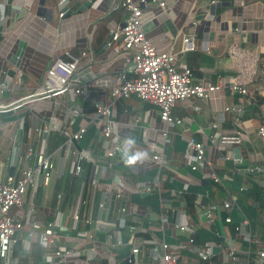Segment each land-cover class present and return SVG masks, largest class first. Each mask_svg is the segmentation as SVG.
I'll use <instances>...</instances> for the list:
<instances>
[{"label":"crops","instance_id":"0c3cea01","mask_svg":"<svg viewBox=\"0 0 264 264\" xmlns=\"http://www.w3.org/2000/svg\"><path fill=\"white\" fill-rule=\"evenodd\" d=\"M58 2L0 0V107L23 106L11 115H0V173L17 174L27 159L28 149L50 154L53 163L48 184L37 190L29 188L22 208L12 210L10 215L18 214L24 220L40 224L58 218V244L73 251L84 250L86 242L76 238V231L85 232L91 230V226L82 221L75 224L73 216L82 220L99 217L98 203L111 180V174L102 170L99 163L108 141L91 123L89 118L92 114L82 112L85 105L93 107L95 102L110 106L114 133L120 140L129 135L135 137L137 143L133 151H145L149 155L147 145H161L165 139L163 132L166 131L169 143L162 167L164 180L160 186L163 196L169 200L173 198V206L182 207L176 192L187 190L195 193L197 219L208 205L204 203L207 200L203 197L205 193H208L209 202L217 205L222 203L224 194L221 195L218 187L208 180L206 170H189L190 152L180 136L182 129H187L203 144L205 156L215 163L228 193L238 191L242 184L234 180L230 173L232 162L225 160L223 154L241 156L244 166L264 164L261 158L264 137L256 134L264 113V85L258 81L264 73V0H145L140 22L146 40L156 52L174 54L202 84L217 87L204 101L188 97L177 102L172 108V115L181 119L182 124L172 128H167L159 118L155 106L142 102L136 96L118 100H112L110 96L114 74L124 72L128 77L132 76V64L124 60V53L116 54L106 46V41L98 42L103 27L107 29L105 40L108 41L110 33L122 26L125 15L118 23L109 17L121 6L122 0H66L61 8L62 16H58ZM186 38L191 47L182 51ZM235 44H239L244 53L258 58L255 73L245 85L246 96L231 89L237 70L235 60L227 54V49ZM67 55L77 59L76 74L81 73L80 78L88 76L86 81H82L75 74L72 83L89 84L88 97H73L68 92L49 97L33 95L43 86L51 63L57 58L66 59ZM86 70L88 72H84ZM254 92L262 98L258 108L249 105ZM231 105L241 108L237 120L225 110ZM25 116L29 120L26 131ZM212 124L216 127L212 128ZM52 125L56 129L43 136L42 129ZM81 125H85L86 132L76 146L91 162L80 161L81 173L74 175L70 173L74 156L65 144V133H73ZM235 130L245 137L243 143L232 146L219 143L220 136L232 135ZM210 138L214 146H218L219 154L211 148ZM91 150L92 153H88ZM116 163V171L127 181L126 191L129 193L122 203L140 217L146 231L160 237L156 194L149 195L140 187L153 177L155 169L150 157L144 165L126 168L119 154ZM194 177L200 182H195ZM152 199L156 200L155 204H150ZM257 205L254 202L249 204L250 207ZM246 209L249 210L248 207ZM111 212L108 213L109 218ZM259 216L254 218L264 219ZM258 222L264 225V220ZM215 230L220 236L212 233ZM251 231L255 241L264 239V227L255 224ZM164 233L171 249L181 256L179 264L200 263L186 243L189 236L199 243L212 242L214 264H254L253 257L244 251L239 252L234 261L225 258L224 249L232 245L233 239L218 218L210 226L194 227L185 234L166 225ZM94 236L97 241L104 239L103 232H96ZM212 236L221 240L213 243ZM242 237L243 234H240L239 238ZM37 239V234L30 235L25 226L17 236L8 264H48L44 260L46 252L39 248ZM83 254L79 258L68 259L66 264L85 263L88 255L86 252ZM101 261L105 264H124L123 255L117 250ZM101 261L90 258L88 264ZM0 264H4L1 259Z\"/></svg>","mask_w":264,"mask_h":264},{"label":"built area","instance_id":"2783aa9c","mask_svg":"<svg viewBox=\"0 0 264 264\" xmlns=\"http://www.w3.org/2000/svg\"><path fill=\"white\" fill-rule=\"evenodd\" d=\"M66 0H59L58 16L63 15L61 10ZM145 5V0H122L121 6L126 10L127 17L122 26L117 31L110 33V38L106 41V46L114 53H124V60L132 64V76L128 77L126 73L119 72L114 74V81L110 88V96L112 100L125 99L132 95L136 96L142 102L155 106L158 109L159 118L166 124L167 128L181 125L182 120L172 115L174 105L188 97H195L201 101L208 99V95L216 86L211 84H202L197 80L192 71L184 66L177 57L172 53H158L155 48L146 40L141 27V14ZM163 5V4H162ZM191 42L188 38L184 40L182 51L190 49ZM227 54L235 60L237 75L233 79L231 89L241 96H246L247 80L255 73L258 58L252 54L244 53L239 44L230 46ZM66 59H55L46 71L43 86L33 95H41L45 97L55 96L68 92L73 97H88L89 84L72 85L74 75L76 74L77 59L74 56L67 55ZM261 84L264 85V73L260 75ZM21 105V104H18ZM13 105L7 108H1L0 112L8 108H15ZM94 113L89 119L95 125L101 136L108 141V146L103 150L102 159L99 161L102 170L108 171L110 175V184L105 188L103 195L98 203L100 216L92 220L89 218L80 219L73 216L74 223L82 221L87 226H91V230L80 232L76 231V238L86 242L84 250L73 251L70 248L58 244V229L60 222L58 218L40 224L39 222L22 219L20 215H10L12 210H19L24 205V198L29 188L39 189L48 184L51 171L53 168L52 158L50 154L44 151L34 152L28 149L27 159L17 174L0 173V259L4 264L9 263V256L12 253L16 243L17 236L21 230L27 226L30 235L37 234V244L46 252L44 260L48 264H66L68 259L73 257L79 258L86 252L85 263L88 264L90 258L98 261L108 258L114 251H118L123 255L124 264H179L181 256L173 251L171 243L166 240L164 227L170 226L174 230L185 234L194 227L210 226L217 222L221 211L227 212L221 225L232 222L231 213H237L240 216L235 224L236 239L232 238V245L224 249L226 259L231 261L239 252H245L248 256L253 257L254 264L264 263V239L252 238L250 221L246 218L236 205L235 198L231 194L225 192L224 199L221 204L217 205L208 202L205 209V218L198 219L195 223L184 206H173V198L166 199L161 190L162 167L165 160V149L169 143L166 131L163 132L165 139L161 145L150 143L147 145L149 157L154 166V174L150 180L145 181L140 187L142 191L156 194L157 204L159 208L158 223L160 237L154 236L151 232L146 231L142 227V220L138 215L130 212L127 204L122 203L128 198L126 191L127 181L116 171L118 166L116 163L119 152L116 148L123 142L114 133V123L111 119V108L107 104L95 102ZM229 111L237 120L241 113V108L231 105L225 109ZM88 119V120H89ZM212 128L216 125L212 124ZM56 126H47L42 129V135L46 136L50 131L55 130ZM86 132L85 125H81L73 133H65V144H67L73 154V160L70 166V173L79 175L82 167L80 161L91 162L90 158L83 156L77 149L78 143ZM256 134L264 137V113L261 114V120L257 127ZM180 136L185 141L186 150L190 152L188 167L191 172L198 170H206L208 180L213 185H218L225 189L222 179L218 176L215 163L205 156L203 144L197 141L187 129L180 131ZM245 137L239 130H235L232 135L220 136L219 143L232 146L243 143ZM212 149L218 152V146L213 144L210 138ZM88 153H92L88 151ZM225 160L232 162L230 172L237 174L243 181L248 183H256L259 187L264 188V164L243 165L241 156L229 157L222 155ZM95 164V162H93ZM260 175L262 179L252 181L250 175ZM250 185V184H249ZM134 187V186H133ZM140 189V188H139ZM245 190L243 185L238 187V191ZM182 190L176 192L180 195ZM208 199V193L203 195ZM60 195L57 196L59 200ZM238 208V209H237ZM112 209V212H111ZM111 212L109 218L108 213ZM109 226L115 227L114 235L111 234ZM76 229V228H75ZM247 232H245V230ZM96 232H103L104 239L97 241L94 236ZM149 234L144 238L139 234ZM216 236H220L219 231H212ZM243 234L242 238H239ZM186 243L191 246L196 257L207 264H214V246L212 242L199 243L195 238L189 236ZM246 244V250H242L241 245ZM257 245H256V244ZM142 246L145 247L149 263L142 257ZM221 246V245H220ZM98 248L102 251L100 252ZM84 255V254H83ZM90 257V258H88ZM111 264H115L114 262Z\"/></svg>","mask_w":264,"mask_h":264},{"label":"trees","instance_id":"16d2710c","mask_svg":"<svg viewBox=\"0 0 264 264\" xmlns=\"http://www.w3.org/2000/svg\"><path fill=\"white\" fill-rule=\"evenodd\" d=\"M123 15H125V18H124V20H125L126 17H127V12H126V10L122 6H119L117 9H115L110 14L109 17L114 22L118 23L122 19ZM106 34H107V29L105 27H103L101 29V38L99 39L98 42H102L103 43V42L107 41V40H105ZM260 80H261V77L258 79V81H260ZM261 101H262V98L260 96H258L257 93L254 92L250 96L249 105L252 106L253 108H258V106L261 103ZM82 112L84 114H86V115L93 114L94 113V107H90V106H86L85 105L84 106V109L82 110ZM23 121H24V130L26 131L27 128H28V121H29L28 120V116H25L23 118ZM261 154H262L261 158L263 157V161H264V150H262ZM218 176L220 178H222V176H220V173H218ZM233 176H234V180L236 182L241 183L245 187V190L240 191V192L237 191V190H235L232 193L229 192V194H231V196H233L235 198V202H236L237 207L239 208L240 212H242V214L246 218L249 219L250 226L251 227L254 226L255 224H257V225H259L261 227H264V225H261L258 222L259 220H264V219H258L257 220L256 218H254V216H257L259 214H260L259 218L261 217V215L264 218V188L259 187L256 183H252V182L251 183H248L246 181H243L238 175L233 174ZM128 178L130 179V175H128ZM250 178L252 179V181H259L260 179H262V176L254 174V175H250ZM193 180L195 182H200V180L199 179H196L195 177H194ZM214 186L215 187L216 186L218 187L219 193L221 195L222 194L225 195V192L228 193V191L226 190V187H225V189H223V188H221L218 185H214ZM195 195H196L195 193H190V192H187V190L186 191L185 190H182V193L180 195H178L177 199L179 200L180 204H182L186 208L187 212L189 213V215L191 216V218L193 219V221L195 223H197L198 222V219H197L198 217L196 215L197 202H196V199H195ZM177 199H176V202H177ZM209 201H210V199L209 200L208 199L207 200H204V203H206V202L208 203ZM253 202L254 203H258V205L255 206V207L254 206L250 207L249 204H252ZM155 203H156V200H153L152 199L150 201V204H155ZM247 204H248V206H247ZM247 207L249 208V210L246 209ZM226 215H227V212L221 211L220 214H219L220 220L223 221ZM200 218H205V212H202ZM231 218H232V222L231 223H229V224L224 223L223 225L225 227H227V230L230 231V234H231L230 237L236 239L237 234H236L234 228H235V224H237V222L239 220V216L237 215V213H231ZM109 229H110L111 234L114 235V233H115V227L114 226H109ZM197 232H199V231H197ZM226 233L228 234V232H226ZM139 235H141L144 238L149 237V234H143L142 233V234H139ZM212 238L214 240L213 243H215L216 240H218V239L221 240L220 237L215 238L214 236H212ZM241 248H242V250H246V244L245 243L242 244L241 245ZM141 251H142V257H143V259L144 260H147L148 263H149L150 262L149 261V258L147 257V255H145L146 250H145V247L144 246H142ZM105 263L106 262H102L101 261L100 263L94 262L92 264H105ZM83 264H85L84 261H83ZM199 264H207V263L206 262H203V261H200Z\"/></svg>","mask_w":264,"mask_h":264},{"label":"clouds","instance_id":"9594fccd","mask_svg":"<svg viewBox=\"0 0 264 264\" xmlns=\"http://www.w3.org/2000/svg\"><path fill=\"white\" fill-rule=\"evenodd\" d=\"M136 143L135 137L129 135L116 148V151L120 154V161L126 168L144 165L149 160L147 152L133 151Z\"/></svg>","mask_w":264,"mask_h":264},{"label":"water","instance_id":"95a60500","mask_svg":"<svg viewBox=\"0 0 264 264\" xmlns=\"http://www.w3.org/2000/svg\"><path fill=\"white\" fill-rule=\"evenodd\" d=\"M22 46V45H21ZM18 55H20L19 53H17ZM84 72H88V70H86V71H84ZM81 73H78V74H76L75 76L77 77V78H80L81 77ZM82 81H86L85 79H88V76L86 77H84V78H80ZM21 108H23V106L22 105H18V106H15V108L13 109V108H8V109H6V110H4V111H1L0 112V115H2V116H7V115H11V114H13V111L14 110H19V109H21ZM237 157H238V155H237Z\"/></svg>","mask_w":264,"mask_h":264}]
</instances>
